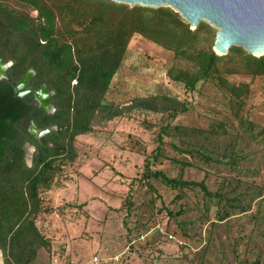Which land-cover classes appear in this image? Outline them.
Instances as JSON below:
<instances>
[{"label":"rangeland","instance_id":"374dc122","mask_svg":"<svg viewBox=\"0 0 264 264\" xmlns=\"http://www.w3.org/2000/svg\"><path fill=\"white\" fill-rule=\"evenodd\" d=\"M173 60L170 50L139 34L131 37L105 96L119 114L112 119L97 114L92 131L74 138L77 157L56 159L49 188L39 191L40 210L31 218L47 244H36L29 264H264V76H228L249 83L241 109L246 120L240 121L213 82H199L189 92L172 81L167 69ZM156 94L189 105L172 124L221 125L227 133L163 136L164 156L153 159L167 119L138 99ZM172 143L213 148L219 155L236 149L241 158L231 165L214 153L223 162L206 164ZM170 158L190 161L183 178L203 180L219 196L198 187L178 191L145 177L146 162L151 170L178 176L181 167Z\"/></svg>","mask_w":264,"mask_h":264},{"label":"trees","instance_id":"16d2710c","mask_svg":"<svg viewBox=\"0 0 264 264\" xmlns=\"http://www.w3.org/2000/svg\"><path fill=\"white\" fill-rule=\"evenodd\" d=\"M32 12H36L33 15ZM216 30L201 20L191 28L181 15L169 6H145L113 0H0V58L13 60L17 73L31 68L37 84L45 83L54 92L56 115L51 123L57 129L49 134L51 145L36 141L37 150L32 165L23 159V151L14 141H3L9 122L15 120L13 105L3 99L5 106L0 117V250L3 264H29L36 254L35 246L46 245L31 215L40 210L39 191L49 188L55 161L72 162L77 153L76 135L91 132L94 117L112 119L119 110L105 96L114 75L119 71L131 37L139 34L151 42L170 50L173 63L167 69L169 78L193 92L199 82L210 81L226 96L231 114L245 121L241 113L248 95V82H232L235 73L264 76V55L254 56L241 46H232L225 55L213 50ZM181 62L186 63L182 65ZM149 111L162 112L167 122L157 134L158 145L153 159L164 156L163 136L180 138L214 136L227 133L221 125L216 129L172 124L169 120L187 112L185 101L168 94H156L138 99ZM4 124V126L2 125ZM3 127H6L3 129ZM184 143V141H182ZM232 145V144H231ZM179 153L197 157L204 163L223 162L213 148L189 143L181 147L172 143ZM219 156L236 165L239 151L226 150ZM10 160L2 163L1 154ZM180 165V173L170 177L161 170H151L146 162L145 177L155 178L164 185L182 191L198 187L206 195L209 191L203 180H187L183 171L192 163L186 159L170 158ZM180 194L178 195V197Z\"/></svg>","mask_w":264,"mask_h":264},{"label":"water","instance_id":"95a60500","mask_svg":"<svg viewBox=\"0 0 264 264\" xmlns=\"http://www.w3.org/2000/svg\"><path fill=\"white\" fill-rule=\"evenodd\" d=\"M129 5L169 6L196 28L201 20L216 28L213 50L225 55L241 46L254 56L264 55V0H113ZM52 128L40 132L44 134ZM44 142V141H43Z\"/></svg>","mask_w":264,"mask_h":264},{"label":"flooded vegetation","instance_id":"af4514ba","mask_svg":"<svg viewBox=\"0 0 264 264\" xmlns=\"http://www.w3.org/2000/svg\"><path fill=\"white\" fill-rule=\"evenodd\" d=\"M13 65V60L4 61L0 58V108L5 107L1 104L2 100L8 99L9 107H12L11 104L14 106L12 114L15 117L9 122L8 128L3 127L6 133L2 140L17 143L23 151L24 162L29 157L32 165L37 150L36 141L51 145L49 134L57 129L56 123L50 122V117L56 115V106L52 101L54 92L45 83H36L35 72L31 68L24 73H17ZM48 128L52 129L44 134L42 140L39 134ZM8 160L9 157L2 153V163Z\"/></svg>","mask_w":264,"mask_h":264},{"label":"built area","instance_id":"2783aa9c","mask_svg":"<svg viewBox=\"0 0 264 264\" xmlns=\"http://www.w3.org/2000/svg\"><path fill=\"white\" fill-rule=\"evenodd\" d=\"M94 260H96V258H94Z\"/></svg>","mask_w":264,"mask_h":264},{"label":"bare ground","instance_id":"6f19581e","mask_svg":"<svg viewBox=\"0 0 264 264\" xmlns=\"http://www.w3.org/2000/svg\"><path fill=\"white\" fill-rule=\"evenodd\" d=\"M0 263H1V261H0Z\"/></svg>","mask_w":264,"mask_h":264}]
</instances>
